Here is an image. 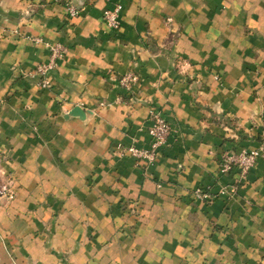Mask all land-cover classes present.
Instances as JSON below:
<instances>
[{
  "label": "crops",
  "instance_id": "crops-1",
  "mask_svg": "<svg viewBox=\"0 0 264 264\" xmlns=\"http://www.w3.org/2000/svg\"><path fill=\"white\" fill-rule=\"evenodd\" d=\"M62 1L0 0V264H264V0ZM151 111L154 161L111 152L147 145Z\"/></svg>",
  "mask_w": 264,
  "mask_h": 264
},
{
  "label": "built area",
  "instance_id": "built-area-1",
  "mask_svg": "<svg viewBox=\"0 0 264 264\" xmlns=\"http://www.w3.org/2000/svg\"><path fill=\"white\" fill-rule=\"evenodd\" d=\"M62 1V0H61ZM65 7L66 14L68 17H73L78 13V8L69 1H62ZM121 10V4L117 1L112 2L110 6L106 7L102 11V19L105 25L111 29H117L119 25V15ZM51 58L48 64H43L36 67V72L39 74H44L51 66L53 61L59 58L63 52L64 48L58 44L50 47ZM119 86H121L125 91L129 92L131 86L137 81L136 74L133 71H128L127 73L121 75L116 79ZM169 133V125L166 120L155 111L150 112V124L147 128L148 142L147 145L136 146L134 144H129L122 147H115L111 152L116 154H128L134 160L144 161L149 164L155 159V156L160 149V147L165 143L166 136ZM263 151L262 145L257 149H240L239 151H229L224 150L219 154L218 158V172L219 174H231L232 177L236 179H241L248 172L253 164L254 158ZM232 186L231 184L221 185L216 194L210 195L202 188H197L194 190V194L201 196L202 198L215 197L217 195L227 193V189ZM0 195L7 199H10L13 195V190L7 185L3 184L0 186ZM129 212H134L135 203H131V207L127 209Z\"/></svg>",
  "mask_w": 264,
  "mask_h": 264
},
{
  "label": "water",
  "instance_id": "water-1",
  "mask_svg": "<svg viewBox=\"0 0 264 264\" xmlns=\"http://www.w3.org/2000/svg\"><path fill=\"white\" fill-rule=\"evenodd\" d=\"M73 4L76 6V8H79L78 5H76L75 3ZM67 115H74V116H77L78 118H83L84 111L79 106L74 105L69 110H67L64 117H66Z\"/></svg>",
  "mask_w": 264,
  "mask_h": 264
}]
</instances>
